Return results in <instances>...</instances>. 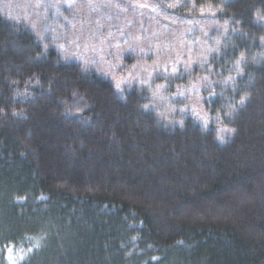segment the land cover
<instances>
[{
    "label": "trees",
    "instance_id": "1",
    "mask_svg": "<svg viewBox=\"0 0 264 264\" xmlns=\"http://www.w3.org/2000/svg\"><path fill=\"white\" fill-rule=\"evenodd\" d=\"M0 264H264V0H3Z\"/></svg>",
    "mask_w": 264,
    "mask_h": 264
},
{
    "label": "rangeland",
    "instance_id": "2",
    "mask_svg": "<svg viewBox=\"0 0 264 264\" xmlns=\"http://www.w3.org/2000/svg\"><path fill=\"white\" fill-rule=\"evenodd\" d=\"M4 1L6 2L7 0H4ZM2 2H3V0H0V3H2ZM72 4H73V0H68V5H72ZM24 11L28 13V11L26 9H23L20 6L17 5L13 9V11H11V12H14L17 15H19L20 13H22ZM31 25H33L32 27L35 29V31L37 33H39V27H42V26L39 25L37 22L34 23V24H31ZM81 34H82V31L81 30L78 31L77 35H81ZM65 38H67V37H65ZM58 43L61 45L60 40H58ZM62 44L63 45L67 44V41L62 42ZM60 51L62 53H64V54H73V57H74V59H75V61L77 63H79L80 65L84 66L85 68L91 69L92 71H94L97 74H100V69L103 68V59H102L101 56L96 57V58L93 59L88 52H77V53H73V51L65 52L63 49H60ZM105 77L106 78H109L110 80L113 81V83H114V85H115V87H116L117 90L120 89V87L122 85V81L117 80L114 77L113 73L106 74Z\"/></svg>",
    "mask_w": 264,
    "mask_h": 264
}]
</instances>
